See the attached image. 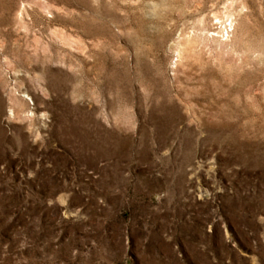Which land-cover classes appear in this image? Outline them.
Here are the masks:
<instances>
[{"label": "rangeland", "instance_id": "1", "mask_svg": "<svg viewBox=\"0 0 264 264\" xmlns=\"http://www.w3.org/2000/svg\"><path fill=\"white\" fill-rule=\"evenodd\" d=\"M0 264H264V0H0Z\"/></svg>", "mask_w": 264, "mask_h": 264}, {"label": "built area", "instance_id": "2", "mask_svg": "<svg viewBox=\"0 0 264 264\" xmlns=\"http://www.w3.org/2000/svg\"><path fill=\"white\" fill-rule=\"evenodd\" d=\"M230 31H231L230 24L224 23L221 27V37H228Z\"/></svg>", "mask_w": 264, "mask_h": 264}]
</instances>
